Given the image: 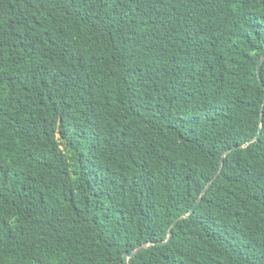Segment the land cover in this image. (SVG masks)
I'll use <instances>...</instances> for the list:
<instances>
[{
  "label": "trees",
  "instance_id": "16d2710c",
  "mask_svg": "<svg viewBox=\"0 0 264 264\" xmlns=\"http://www.w3.org/2000/svg\"><path fill=\"white\" fill-rule=\"evenodd\" d=\"M261 57L264 0H0V264H264Z\"/></svg>",
  "mask_w": 264,
  "mask_h": 264
},
{
  "label": "water",
  "instance_id": "95a60500",
  "mask_svg": "<svg viewBox=\"0 0 264 264\" xmlns=\"http://www.w3.org/2000/svg\"><path fill=\"white\" fill-rule=\"evenodd\" d=\"M263 61H264V57H261L260 60H259V62H258V66H257L258 76H259V79H260V81H261L262 83H263V80H262V76H261V66H262ZM260 135H261V129H260L258 135L254 138V140H259ZM243 146H244V145H240V147H243ZM237 147H239V146L232 147V148H230L227 152H229V151H231V150H233V149H235V148H237ZM227 152L224 153L223 157L227 154ZM205 190H206V189H204V191H205ZM204 191H203V192H204ZM200 200H201V198H200V199L197 201V203L192 207L191 211H193V210L195 209L196 205L200 202ZM147 246H148V244H143V245H140L139 247H137V248H136L135 250H133L131 253H129V252H125V253H124V258H125L126 262H128L129 259H130L131 257L135 256L139 250H141V249H143V248H146Z\"/></svg>",
  "mask_w": 264,
  "mask_h": 264
}]
</instances>
